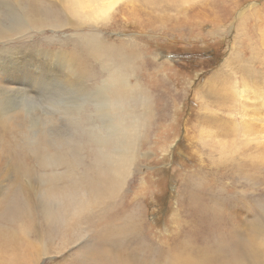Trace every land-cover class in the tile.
<instances>
[{
    "label": "rangeland",
    "instance_id": "1",
    "mask_svg": "<svg viewBox=\"0 0 264 264\" xmlns=\"http://www.w3.org/2000/svg\"><path fill=\"white\" fill-rule=\"evenodd\" d=\"M32 1L51 9L54 17L57 13L63 27H26L11 32L12 41L0 44V98L10 104L9 112L33 115L46 106L40 101L46 84H35L34 100L26 91L32 89L28 73L53 74L47 52H81L90 88L115 67L125 72L128 84L137 89L123 105L141 117L143 128L135 166L107 209L99 207L84 221V213L72 216L57 207L51 224L31 206L30 192H22L14 204L12 179L3 178L0 231L22 240L25 222L30 236L43 237L49 253L37 260L32 256L37 249L28 255L36 264H264V141L248 131L254 124L252 115L264 117V0H118L105 17L91 13L93 7L70 9L72 0H0V25L23 15L20 6ZM89 34L123 49L131 56L130 63L113 56L103 68L85 44L83 36ZM26 45L32 47L33 70L25 62ZM209 52L212 59L201 57ZM9 76L20 77L27 90L4 93L3 82ZM144 97L147 108L140 104ZM87 104L83 109L90 108ZM56 117L64 119L62 114ZM83 131L68 125L66 137L59 138L62 146L79 147V170L83 161L91 160V151L94 158L98 156V145L81 136ZM0 132L4 142L7 136ZM26 145L20 149V144L11 145L18 153L16 162L27 163L20 157L21 151L31 154ZM1 148L0 142V160L7 161L10 158ZM69 157L74 160L73 154ZM35 173H23L20 183H33L37 190L28 181L37 178ZM64 183L56 181L58 186ZM119 211L116 226L128 225L124 216H135L138 235L126 233L120 247L100 258L94 251L103 246L102 215L115 218ZM0 259V264H9L8 258Z\"/></svg>",
    "mask_w": 264,
    "mask_h": 264
},
{
    "label": "bare ground",
    "instance_id": "2",
    "mask_svg": "<svg viewBox=\"0 0 264 264\" xmlns=\"http://www.w3.org/2000/svg\"><path fill=\"white\" fill-rule=\"evenodd\" d=\"M35 1L38 2L39 0ZM116 1L118 0H72L69 3V8L77 10L75 8L79 7L82 10H86V8L93 7L92 12H89L95 13L98 17H105ZM40 4L32 1L28 5L24 4L23 7L20 6L23 15L19 14L17 18L6 22L4 26L0 25L1 45L13 40L10 36L11 32L26 27L33 26L38 29L50 27L52 30L63 27L58 14L56 13L54 17L51 9L43 8ZM83 39L93 58L97 62L99 61L103 68L111 63L110 61L113 56L127 61L131 58V56L125 55L123 49L120 47H115L104 42L100 35L93 36L89 34L83 36ZM26 49L25 62L28 69L33 70L32 47L26 45ZM132 50H135V48ZM81 55V52L71 54L62 50L47 52L46 58L51 62L50 68L53 74L28 73L27 80L30 82L32 89L27 90L26 86H21L24 81L20 82L21 79L17 76H9L3 82L2 89H4V93L9 91L20 92V90L25 92L27 90L26 94L32 100L36 99L38 95L37 90H35V84L47 85L40 94V101L46 106H40V111L37 110L33 115L22 113L20 110L13 113L9 112L11 110L10 104L5 101L4 97L0 98V129L3 132V136H7V140L3 138L4 142L0 141L2 143L1 149L5 152L6 158H10L7 161L0 160V165L3 164V166H0V180L3 178L12 179L13 183H11L10 188L12 190L16 189L15 199H13L14 204H16L19 197L21 198L22 192L25 195H28L30 192L35 202H32L33 205L31 206L36 207L38 216L42 217L45 222H48L49 219H56L57 207L60 208V211L63 209V211L72 212H69L72 216L80 215L81 212L84 213L82 215L84 216V221L87 220V216H91L98 209H102L99 207L102 206L103 209L99 211H103L106 206L109 207L114 202L113 198L117 196L123 179L128 175L131 167L135 166L137 138L139 130L143 128V125L141 117L137 116L132 110L124 108L123 100L125 98H134L133 96L137 88L131 87L127 82L128 76H125L124 71H118L116 67L113 70H109L107 77L95 84L94 88H90L89 82L87 83L85 80L88 74L81 67L82 61L84 62ZM10 72L15 73L16 69H11ZM0 78H3L1 74ZM115 85H118L119 88H114L115 90H113L111 87ZM131 92L133 93L131 94ZM141 100V103H139L145 108V97ZM86 102H88L87 106H90L89 109H83ZM145 112L146 110L141 114ZM59 114L63 115L64 119H62V122L60 121L61 117H56ZM252 116L254 124L248 127V131L257 133L264 141V117L255 119V115ZM107 118L109 119L106 120ZM67 122H69L68 125L81 126L84 129L81 136L85 135L86 138L96 142L98 145L97 158L92 156L91 151V160L89 162H86L87 160L83 161V169L81 170H79V147L69 144L62 146L60 144L61 140L59 138L66 137L63 134L68 127V125L66 126ZM49 137L50 140H48ZM12 144H20L18 149L23 144H27L26 146L31 151V154H27L25 151H21L20 154L21 159L27 160L26 164L22 160L16 162L18 153L14 154V151L11 150ZM47 144L50 147L46 146ZM69 154H73L74 160L69 157ZM8 161L15 164L14 169L9 165ZM39 166L47 168V171L43 172ZM34 167L38 175L35 173ZM59 170L61 171L59 172ZM33 172L37 175V178L29 177L28 179L31 180L28 181L34 182L37 185V190L34 189L35 185L33 183L24 185L20 183L23 173L24 175H31ZM58 180H63L66 183L63 186H58L56 184ZM25 198L29 199V197ZM28 202H31V200H28ZM112 207L114 208L115 206ZM1 210L2 208L0 207ZM119 216L120 211L114 214L115 218L102 215V226L99 236L101 237V241L99 240V243L103 246L100 252L97 251V248L94 251L98 253L97 256L100 258H108L107 254L112 249L120 247V243L126 233H130V236L138 235L139 224L136 217L132 218L131 215L124 216L123 220L129 219L128 225L124 223L125 226H122L120 223V225L116 226L121 220ZM93 221H89V223ZM48 223L51 222L49 221ZM92 227L94 229L95 226ZM95 229L98 230V227ZM21 234L22 240H19L18 236H15L12 232L7 233L6 230L5 232L0 231V258H4L6 262L8 258L9 264H36L35 259L37 260L41 255L49 253L43 237L38 235L30 236L31 231L25 228V222L21 225ZM34 249L38 250L34 254L31 253L35 259L32 256L28 257L29 253L33 252ZM53 251L56 250L53 249Z\"/></svg>",
    "mask_w": 264,
    "mask_h": 264
},
{
    "label": "trees",
    "instance_id": "3",
    "mask_svg": "<svg viewBox=\"0 0 264 264\" xmlns=\"http://www.w3.org/2000/svg\"><path fill=\"white\" fill-rule=\"evenodd\" d=\"M210 53H211V52H209V53H203V54H201V57H202L203 59H205V60H207L209 57H210V59H212V58H213V55L210 56ZM197 55H198V53H197ZM197 55H196V56H197ZM209 65H211V64H209ZM209 65H208V66H209ZM211 66H212V65H211Z\"/></svg>",
    "mask_w": 264,
    "mask_h": 264
}]
</instances>
